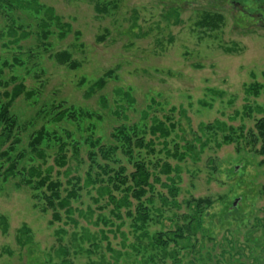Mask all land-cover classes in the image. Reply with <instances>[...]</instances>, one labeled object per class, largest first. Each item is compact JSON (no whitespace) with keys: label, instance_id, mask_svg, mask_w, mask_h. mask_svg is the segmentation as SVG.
Here are the masks:
<instances>
[{"label":"rangeland","instance_id":"1","mask_svg":"<svg viewBox=\"0 0 264 264\" xmlns=\"http://www.w3.org/2000/svg\"><path fill=\"white\" fill-rule=\"evenodd\" d=\"M207 1L0 0V64L11 65L4 68L0 90L20 83L26 87L12 107L23 149L29 151L31 135L42 126L67 142V132L80 142L69 176L68 166H55L58 140L44 144L43 166H55L54 179L64 187L72 176L86 179L91 161L85 138L102 137L108 143L120 124L146 122L155 154L137 148L135 158H160L176 168L172 176L180 205L171 204L162 215L154 211L150 233L172 228L174 216L182 223V215L190 212L186 201L212 198L203 216L206 237L198 235L204 261L197 264H240L231 242L252 264L246 238L264 242V156L255 127L264 117V24ZM208 20L216 26H206ZM62 51L70 53L71 65L55 58ZM100 78L106 82L103 88L97 85ZM60 104L82 113L81 120L51 123L48 114ZM153 121L162 122L170 135L153 137ZM207 125L214 129H201ZM119 157L133 170L128 156ZM163 182L149 192L155 206L161 205V194L169 196ZM97 196L90 186L72 202L78 224L64 211L61 220L52 221V210H43L42 202L36 205L32 190L19 178L0 179V215L8 222L7 232L0 226V264H59L61 244L74 264H114L118 255L123 264L133 251L131 222L115 218L112 206L105 199L96 202ZM24 229L31 238L26 247L20 243ZM210 254L213 259L207 261ZM184 261L191 264L195 257Z\"/></svg>","mask_w":264,"mask_h":264},{"label":"trees","instance_id":"2","mask_svg":"<svg viewBox=\"0 0 264 264\" xmlns=\"http://www.w3.org/2000/svg\"><path fill=\"white\" fill-rule=\"evenodd\" d=\"M49 19L52 17L50 16ZM56 20L60 22L59 19L56 18ZM207 22L206 26H216L214 21L211 23L208 20ZM45 27H47L46 24ZM47 35L48 33H44L45 37ZM55 58L61 64L71 65L72 63L71 55L67 51L57 53ZM8 66H11L8 62L0 64V87L4 82L2 80L4 68ZM97 85L103 88L106 85L105 79L100 78ZM5 88L0 90V179L7 181L11 178H19L21 185L30 187L32 190V198L37 201L36 205L42 202L43 210H52V221L61 220V211H64L69 219L76 224L78 222L72 218L74 213L72 202L80 197L81 190L90 186L94 187L98 194L96 202L105 199L107 201L105 205L112 206L110 212L115 218L123 220L127 217L131 222V233L135 238L134 242L130 244L133 251L127 252V259L123 264H167V259H171L172 264H185L184 259L188 255L195 257V261H192L191 264L204 261L197 249L200 241L198 235L202 234V237H206L207 231H205L203 216L206 209L213 206L212 198L188 200L186 203L190 212L182 215V223L178 221V217L174 216L175 224L172 228L154 234L148 230L149 223L153 220L154 211L162 215L164 209L171 208V204L178 208L180 205L177 201L179 188L176 179L172 176L176 168L160 158H149L141 154L137 159L135 158L137 148L146 149L148 153L155 154V142L152 138L150 140L146 138V122L120 124L113 129L110 135L112 141L108 143H105L102 137L85 138L83 144L87 148V156L91 161L86 172V179L72 176L66 181L68 186L64 187V183L59 178L54 179V168L55 166L60 168L68 166L65 173L69 176L72 172L71 162L73 159H77L81 152L80 142L74 139L69 132H67V137L71 142H67L65 138L59 137L56 131L51 130L48 126H42L31 135V140L28 143L29 151L23 149L21 147L23 142L20 134L21 124L13 113L12 107L25 92L26 87L20 83L12 88ZM258 88H253L256 94H258ZM48 115L51 116L50 122L53 124L61 123L64 120L77 122L82 118V113H78L72 107H64L63 104L54 105L53 112ZM143 118L144 120L147 118L145 113ZM155 122L157 121H153V123ZM218 126L221 128L219 124ZM255 127L257 137L262 142L258 152L264 156V117L257 120ZM172 129L174 130L175 127ZM201 129L213 130L214 128L212 125H207ZM150 133L155 138H167L171 131L162 122H157L151 126ZM52 137L58 140L54 159L55 166L44 168L43 165L47 158L44 144L51 143ZM228 139L235 140L230 135ZM205 144L207 142L202 143V145ZM69 147L72 148V156H68ZM29 154H31L30 157ZM119 154L128 156L130 161H133V170L123 164ZM162 174L166 176L164 182L160 176ZM161 182L167 188L169 196L161 194V205L155 206V199L153 195H149V192L154 190L156 183ZM64 192L65 194H63ZM260 224L264 227V218L260 219ZM0 226L4 232H7L8 222L2 215H0ZM27 232H29L27 229L22 231L24 238L20 239V243L23 247L28 246L27 244L31 241V238L25 235ZM58 235L60 234L58 233ZM145 238L149 240L146 246L143 244ZM246 240L249 244L247 249L254 253L252 264H264V257H261V252L264 253V242L260 238H251L250 236ZM231 246V249L235 250V254L239 256L236 259L240 264L250 263V258L244 254L243 249L238 247L235 242H231ZM256 250H259L257 255H255ZM145 251L150 254L146 255ZM57 255L61 257L59 264H74L69 258L70 251L67 246L61 244ZM212 256L210 254L207 261H211ZM114 259V264H121L119 262L122 259L121 255Z\"/></svg>","mask_w":264,"mask_h":264},{"label":"flooded vegetation","instance_id":"3","mask_svg":"<svg viewBox=\"0 0 264 264\" xmlns=\"http://www.w3.org/2000/svg\"><path fill=\"white\" fill-rule=\"evenodd\" d=\"M207 3L214 5L215 8L225 4L232 9L238 10L241 16H247L259 24H264V0H209ZM243 20L247 22L245 18ZM240 22L242 20L238 21V23Z\"/></svg>","mask_w":264,"mask_h":264}]
</instances>
